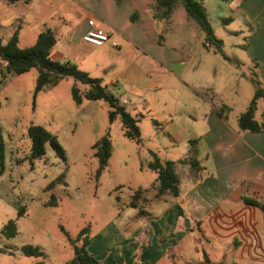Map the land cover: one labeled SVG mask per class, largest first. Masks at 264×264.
I'll list each match as a JSON object with an SVG mask.
<instances>
[{"label": "crops", "instance_id": "0c3cea01", "mask_svg": "<svg viewBox=\"0 0 264 264\" xmlns=\"http://www.w3.org/2000/svg\"><path fill=\"white\" fill-rule=\"evenodd\" d=\"M214 1L220 6L217 15L224 30L235 37L231 40L234 50L242 54L227 57L224 41L215 36L221 40L222 54L204 42L215 61L199 63L188 75L184 62L188 55L180 52L182 47H165L151 34L158 20L166 21L167 32L175 30L171 28L173 9L162 18L157 0H0L2 43L17 30L18 45L30 46L40 32L50 29L56 37L50 57L75 64L97 78L137 121L152 111L149 91L169 94L172 86L177 92L170 97L172 108L165 111L164 121L150 118L159 133L167 135L170 146L185 142L177 159H162L174 162L178 194L167 191L157 195V179L150 188L140 186L135 206L128 201L111 223L113 238H109L107 249L100 248L97 235L91 236L87 249L99 264H132L133 260L146 264H264V130L241 131L237 119L242 111L224 110L214 88L227 85L229 80L251 81V73L264 87V0ZM200 2L209 20L206 0ZM225 10L230 12L228 17ZM184 16L186 27L192 19ZM88 19L109 31L108 40L100 46L82 39ZM185 27H181L180 43L188 32ZM193 37L203 39V33ZM187 50L197 56L191 46ZM226 63L241 65L240 69L247 71L233 69L225 79L222 73ZM3 66L0 59V68ZM118 66H122L119 71ZM26 73L17 75L24 81L22 75ZM15 75H0V108L7 106L8 88L14 84ZM170 76L175 78L174 85L166 83ZM36 77L37 70L29 77L34 85ZM71 79H60L53 85L66 80L71 89L76 85ZM134 85L141 89L131 100L121 87L133 90ZM162 102L166 104L165 98ZM182 122L187 124L186 136H181ZM189 245L202 252L203 260L186 256L191 252Z\"/></svg>", "mask_w": 264, "mask_h": 264}, {"label": "rangeland", "instance_id": "374dc122", "mask_svg": "<svg viewBox=\"0 0 264 264\" xmlns=\"http://www.w3.org/2000/svg\"><path fill=\"white\" fill-rule=\"evenodd\" d=\"M205 7L215 36L224 41L226 56L242 54V51L234 50L231 40L235 37L224 30L222 21L218 18L219 4L214 0H206ZM224 13L228 17L230 12L225 10ZM185 14L187 12L184 6L177 3L173 7L171 23V28L175 30L167 32L169 25L164 20H158V26L151 34L155 41L160 39L165 47H182L180 52L188 55L184 62L187 61L186 73L189 75L191 68L204 61L213 64L215 57L204 46L203 39L193 37L202 33L196 22L190 19L192 23L185 27ZM182 25L188 32H185V40L180 43L184 29L181 28ZM233 26L231 24L230 27ZM190 46L196 57L187 50ZM119 59L121 62L124 60ZM226 66L222 73L225 79L233 69L236 72L247 71L245 68L240 69L241 65L234 67L231 63H226ZM120 67L122 66L117 67L118 71L121 70ZM34 72L36 69L31 68L25 76L22 75L24 81L22 77L15 75L14 84H10L8 88L9 99L5 100L7 106L0 108V139L3 146L0 230L8 220H13L16 224L14 236L6 238L0 233V264H66L73 252L64 231L74 237L84 227L89 229L90 236H98L97 243L99 242L102 250L107 249L109 238L113 235L111 223L117 213L132 199L133 193L140 186L150 188L156 179V173L147 166L151 161V152H155L161 159L175 160L182 155L185 147L183 140L179 146H170L167 135L159 133L161 130L156 129L150 118L164 121L165 111L172 108V98L177 94L172 86L169 87V94L163 90L156 93L149 91L151 94L148 101L152 111L145 113L144 118H138L137 126L141 134L140 139L136 140L124 135L119 117L109 121V107L103 100L83 99L82 104H76L66 80L56 85L48 83L33 95L35 85L29 77ZM250 76L252 77V73ZM169 79L170 82L166 83L174 85L175 78L170 76ZM251 81L229 80L227 85L214 86L223 100L224 110H245L244 107L249 104L256 87ZM76 85L81 91L85 89L82 84ZM121 90L128 91L127 96L131 100L135 99V85L133 90L130 86L121 87ZM162 98L166 100L165 105ZM239 103L244 106L240 108ZM130 114L134 116L131 111ZM259 115L260 119L264 117V100L257 102L255 117ZM30 124L43 126L55 135L64 150L65 158L59 157L50 144L46 143L45 153L31 160L30 138L27 134ZM181 125L184 132L181 136H186L187 124L182 122ZM171 126L170 124L168 127ZM104 135L109 138L111 148L105 164H101L92 145ZM51 181L55 183L48 188ZM51 194L55 203L47 204ZM20 208H23V214L19 216ZM23 245L39 247L43 252L42 256L25 255L20 250ZM189 250L191 252L186 256L203 260L201 251L196 252L190 245Z\"/></svg>", "mask_w": 264, "mask_h": 264}, {"label": "trees", "instance_id": "16d2710c", "mask_svg": "<svg viewBox=\"0 0 264 264\" xmlns=\"http://www.w3.org/2000/svg\"><path fill=\"white\" fill-rule=\"evenodd\" d=\"M5 1L7 3H13L17 0ZM177 3L182 4L189 18L196 22L203 33L204 42L210 43L222 54L221 40L215 37L200 0H157L156 7L161 11L160 16L162 18H167ZM55 42L56 37L52 31L47 28L37 35L34 44L20 47L18 45L17 30H15L6 42L2 43L0 41V59L4 62L3 68H0L1 78H3L6 73L17 75L25 73L31 68H35L37 70L33 92V95H35L42 90L46 84H53L60 79L70 77L74 80L75 84L79 83L85 86V89L82 91L77 85L71 87V97L76 104H79L83 99L103 100L109 107V121H112L115 117H119L124 129V135L128 138L139 140L140 132L136 118L126 111L124 106L118 102L117 98L102 86L97 78L90 77L75 64L60 62L50 57V49ZM251 80L256 87L248 106L239 114L237 123L241 131L258 132L264 130V117L262 119H257L255 117V111L257 100H264V87H261L258 82H256L253 75ZM27 134L30 138L29 158L31 160L41 157L45 153L46 143L50 144L59 157L65 158L64 150L56 136L43 126L30 124L27 128ZM92 148L95 149V155L98 157L99 162L105 164L111 148L110 140L107 135L102 136L93 143ZM2 157L3 146L0 139V174L2 173ZM147 166L156 173V179L158 181L157 195H161L167 191L173 195L178 194V177L175 172L173 161L162 160L155 152H151V161L148 162ZM54 183L55 181L49 182L47 187L50 188ZM140 192V190H136L133 193L132 199L129 201L130 206H135V200L138 198ZM53 203H55V201L51 194L47 204ZM22 214L23 208H20L18 210V215L20 216ZM0 233L6 238L14 236L16 233L15 222L13 220H8L3 225ZM64 233L73 252L71 259L66 264H99V260L87 249L91 241V236L88 234L89 229L87 227L82 228L74 237H71L65 231ZM20 250L27 256L38 257L43 254L39 247L32 245H23L20 247ZM36 264L40 263L37 262ZM132 264H146V262L133 260ZM198 264L214 263L207 261L206 263Z\"/></svg>", "mask_w": 264, "mask_h": 264}, {"label": "built area", "instance_id": "2783aa9c", "mask_svg": "<svg viewBox=\"0 0 264 264\" xmlns=\"http://www.w3.org/2000/svg\"><path fill=\"white\" fill-rule=\"evenodd\" d=\"M88 29L82 36L83 41L94 46H100L103 42L108 40L109 31L97 27L94 20H87Z\"/></svg>", "mask_w": 264, "mask_h": 264}]
</instances>
